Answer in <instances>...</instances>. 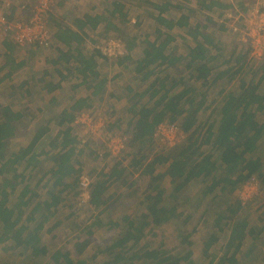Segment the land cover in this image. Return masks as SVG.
Masks as SVG:
<instances>
[{"label":"trees","instance_id":"obj_1","mask_svg":"<svg viewBox=\"0 0 264 264\" xmlns=\"http://www.w3.org/2000/svg\"><path fill=\"white\" fill-rule=\"evenodd\" d=\"M212 5L218 8L220 15L227 9L245 15L249 9L244 0H235L234 5L214 1ZM149 6L153 19L165 29H157L153 39L146 34L142 41H137V37L126 34L119 26L106 24L103 15L79 20L75 26L79 31L70 27L57 28L54 33L50 31L54 39L65 46V49L57 50L67 74L62 78L67 80L79 76L82 87L89 93L76 100L70 97L56 114L55 123L60 127L66 124V127L48 141V151H35L46 133V128L40 127L28 146L10 152L8 139L14 135L15 122L20 115L12 114L8 106H0V245H4V250L20 248L29 252L28 257L39 259L49 253L41 235L44 231L49 232L45 228L56 214L62 192L76 183L74 180L71 184L65 183V179L79 176L81 172L78 157L83 150L79 149L73 125L78 117L88 113L94 99L105 94L107 80L101 73L103 63L132 67L140 85L145 83V87L137 91L131 86L126 89L129 94L127 112L131 117L128 125L132 126L131 130H127V134H130L128 142H134V146L142 152L134 163L136 166L142 165V174L148 176L142 203L147 213L138 219L137 224L125 219L128 226L126 233L109 245L114 257L112 262L98 263L79 257L90 245L94 230L100 226L95 216L90 224L83 226L84 223H74L76 230L80 229L79 234H82L75 243L74 256L69 251L55 250L44 264H135L138 261L144 264H181L184 259L166 250L163 244L150 249V243L140 246V241L147 232L154 231L151 226L162 227L178 222L182 220L187 207L196 211L204 199L210 197L209 201H213L219 196L217 194H225L231 203L218 213L215 224L219 227L221 221L225 220L227 224L232 221V225L228 241L213 264H241L238 254L242 241L250 236L259 239L264 233V213L259 219L260 227L251 228L248 221L236 215L244 207L238 198L240 187L252 178L264 185V172L260 167V152L264 144V56L260 60L254 59L248 42L242 47H233L227 54L224 44L203 33L202 29L206 26L190 25L185 15L176 20L165 17L170 6L166 2L160 5L151 2ZM235 7L237 10L233 9ZM261 11L264 9L261 8ZM121 13L126 22L127 14ZM136 21L140 22L139 19ZM101 22L106 24V33L113 32V37H106L102 44L115 39L125 48L123 56L107 58L100 48L92 49L88 55L81 51L80 47L86 42L81 37L85 34V27L96 29ZM175 27L186 29L181 38L187 43L185 54H175L170 46L175 40L170 31ZM47 47L30 46L29 54L34 55L38 49ZM131 50L138 54L136 59L129 55ZM179 65H183L187 74L173 81L169 76L170 71ZM222 80L232 86L224 91L222 100L214 110L218 119L215 122L208 117L200 127L198 119L206 108V91ZM207 84L206 91L202 92L201 89ZM161 123H177L184 139L163 153L154 155L151 147L154 132ZM113 127L106 126L102 132L112 134ZM44 156L48 157L52 167L32 184L31 173ZM23 162L26 167L18 172ZM119 164L112 165L106 174L90 184L87 206L98 214L108 202L104 179L112 182L120 179L124 169H120ZM160 165H166V170L156 172L155 168ZM166 177L169 178L170 188L164 189L161 184ZM78 182L79 178L77 185ZM39 187L46 189L45 193L48 194L42 201L37 199ZM190 218L186 214L183 223ZM216 240L215 236H211L210 244ZM144 249L149 251L142 253Z\"/></svg>","mask_w":264,"mask_h":264},{"label":"rangeland","instance_id":"obj_2","mask_svg":"<svg viewBox=\"0 0 264 264\" xmlns=\"http://www.w3.org/2000/svg\"><path fill=\"white\" fill-rule=\"evenodd\" d=\"M170 1V8L164 14L165 17L176 20L181 15H185L188 17V23L190 25L195 26L197 24L200 26H206L202 29L203 33L209 35L211 39L220 41L224 44L227 47V54L233 47L239 48L242 47L244 43H249L248 36L246 34L242 36V18H239L240 13L236 11L232 12L231 9H227L224 11L223 15H220L218 8L215 5H212V2L209 3V0H198L197 4L192 3V0H187V2L184 0ZM215 1L224 4L230 3L231 5H234L235 2V0ZM244 1L249 6L247 12L249 10L251 11L256 4H258V7L264 9V0ZM129 5L132 6L133 9L132 11L129 10V13H127V17H129L126 20L125 25H123V30L130 32L129 35L136 36L138 41H140L145 33H148L151 36L153 35L154 37L157 29L165 31L163 27L158 26L154 19L148 18L147 12L150 9L146 8L148 5L143 0H133ZM201 5L202 8H200ZM233 9H236V7ZM58 12H62L61 9H59ZM78 15L79 14H75L73 16L72 14L69 18L59 16V19H62L61 23L72 24L73 21L77 19ZM137 19L140 20L139 23L136 21ZM100 27L101 31L98 30L100 34H98L99 32L97 31H93L89 32L88 39L85 36L87 41L82 44L81 51L86 55H88L92 49L102 47V41L106 37H113L112 31L106 33V30H103V32H105L103 33V26ZM50 28H53V26ZM185 30L186 29L175 27L170 31V34L175 38V40L170 43V46L173 47L174 53L177 55L185 54L187 52V43L181 39L185 34ZM52 37L53 35L51 34V40ZM91 38H93V42H91ZM53 45L54 42L52 41L46 49H38V51L31 56L32 59L41 61L44 57L46 58L47 55L50 56V51L55 49L52 47ZM20 50L22 51L21 55L23 57L24 49ZM103 64L101 73L107 80L105 94L101 95L99 99H94L92 101V107L89 108L88 113L85 114L94 119H105L107 121V127H109V125L112 127L114 126V132L112 134H110L111 132H101L98 136H95L87 126V119H83L86 123L81 122V119L77 120L73 126L74 133L79 141V149L83 150V153L78 157L81 172L79 176L76 175L75 177L72 176L65 179V183L71 184L73 180L76 181V183H74V185H69L66 190L62 192L60 195L62 201L57 207L56 214L49 220V223L45 228L49 229V232H42V243L46 245L49 253L42 259L32 258L30 256L28 257L29 252H26L23 249L18 248L14 251H6L3 248L4 245H0V264H44L45 261L49 260L51 253L55 250L69 251L74 256L76 253L75 243L78 240V237L82 235L79 234L80 229L76 230L74 223H84V226L90 224L95 219V216L98 218L100 226L94 230L93 235L90 238V245L82 255H79V257L98 263H103L108 260L112 262L114 257L109 249V245L126 233L125 229L128 228V226L125 219H129L134 222V224H137L139 221L138 219L147 213V210L142 203L146 194L145 186L148 176L142 174V165L136 166L134 163L135 159L141 157L142 152L138 147L134 146V142H128L130 134H127V130H131L132 126L128 125L131 117L130 114L127 113L129 107L127 97L129 94L126 89V87L131 86L137 91L141 88L143 89L145 83L140 85L139 77L135 76L134 72L131 70L132 67L123 68L116 65H108L107 63ZM38 65H40V62ZM35 66L36 63L32 65V67ZM182 66L183 65H179L174 69H171L172 71H170L169 75L170 79L177 81L179 78L186 76L187 72ZM221 69H223V67ZM78 79L81 78L79 77ZM192 83L193 81H191V84ZM198 84L200 85L201 82H198ZM198 84L196 83L197 86ZM207 86L208 84L206 87L202 88L201 91H206ZM231 86L226 80H222L208 87L206 91V108L198 119V125L200 127L203 121L208 117L216 122L218 117L217 113H214V110L222 100L225 93L224 91L228 90ZM0 89V106L8 107L10 104L7 103V100L11 99L10 97L14 98L15 93H21L25 98L22 100H29V97L31 98L35 96L34 93L36 91L34 88L32 91L31 87H24L18 90L12 89L9 91L3 86ZM262 90H264V88ZM88 93L89 90L82 88L79 90L76 97H84ZM4 94H6V97H3ZM35 98H37V100H35L37 102L41 99L40 95ZM143 99H145V97L142 98L141 101H143ZM17 108H19V105L15 106L14 104H11L10 106L12 111ZM28 108V112L23 110L24 114L31 115L32 113H36V106L32 105L28 106ZM50 112L51 115L54 116L55 110L52 109ZM113 134L126 138V146L121 153L122 157L120 160L112 158L108 154V150H106L105 140ZM48 143V137L44 138L37 145L36 150L48 151ZM151 147H153L152 152L154 155H157L166 149H170L160 145L155 139L154 144ZM14 148L15 146L11 149L14 150ZM262 148L263 149L260 152V155H262L260 167L264 172V144ZM40 162L41 164H39V166H37V168L31 173L32 177L30 183L32 184L38 181L40 176L52 167V163L48 160L47 156L41 157ZM119 162V168L124 169L122 177L115 180V182H112L110 179H104L107 186L106 197L108 198V202L98 214L97 211H92L90 207L87 206V203L83 202L82 197L80 196V186L79 184L77 185L78 178L85 175L89 177L91 183H93L100 175L106 174L112 165L115 163L118 164ZM155 169L156 172H163L166 170V165L157 166ZM26 174H28V171ZM255 182L257 183L255 186L257 192L250 187L244 194L245 199H247L246 201L243 202L241 199L243 192H241L238 197L240 204L244 207L242 209L240 208L236 215H238L237 217L240 216L242 219L244 218L248 221L249 228L260 227L261 223L259 219L264 213V185L261 186L262 183L260 184L256 179ZM161 187L164 189L165 187L170 188L168 177L163 180ZM45 191L46 189L41 187L38 188L36 192L38 200L42 201L48 197V194H46ZM254 191L255 195L248 199ZM217 195L219 196L213 201H209L210 197L204 199L196 211H191L187 207V210L184 212L185 215H183L182 220L178 222H171L162 227L151 226L154 228V231L150 233L147 232V235L140 241L139 245L141 246L144 243H150L151 249L156 247L159 243L163 244V247L166 250L184 259L181 264H213V262L220 257L221 251L228 241L230 225H232V221L227 224L225 220H223L221 221V227L216 226V216L219 212L224 211L226 206L231 203L225 194ZM186 214L190 215L191 218L183 223ZM60 222L61 224H59ZM54 226H56V228L52 229ZM211 236H215L217 239L212 244H210ZM147 251H149V249H144L142 253ZM238 258L241 264H261L264 261V233L260 235L259 239H253L251 236L246 237V239L242 241V247L238 254ZM135 264H144V262L138 261Z\"/></svg>","mask_w":264,"mask_h":264},{"label":"crops","instance_id":"obj_3","mask_svg":"<svg viewBox=\"0 0 264 264\" xmlns=\"http://www.w3.org/2000/svg\"><path fill=\"white\" fill-rule=\"evenodd\" d=\"M54 7L52 12L48 15V26L49 30L54 33L57 28H65L70 27L75 31H79L76 29V23L79 20H83L86 17H99L101 15L106 17V24L111 23L116 26H119L120 29H124L125 20L122 16L121 11L123 13H129V10L132 11L133 7L129 5L130 2L133 0H54ZM142 1V0H136ZM147 3V9H150L149 3L153 2L156 4L161 3H168L171 4L170 0H143ZM187 2V0H184ZM215 0H209L210 2H214ZM192 3H198V0H192ZM119 5V6H116ZM183 6V5H182ZM32 8V1L31 0H22L19 7L13 8L15 17H19L22 19H26ZM170 8V6H169ZM59 9L63 12H58ZM118 9V10H117ZM120 10V12H119ZM147 12V16L150 19H153L152 12ZM79 14L77 19L73 21L72 24H64L61 23L62 19H59V16L65 18H69L70 15ZM14 15L10 19H13ZM129 17V16H128ZM127 17V19H128ZM126 19V20H127ZM141 19V18H140ZM106 24L101 22L96 29H90L89 27H85L86 31L85 34H82L81 37L87 41L89 34L86 35V32H93V31H101V27L103 26V30H106ZM68 25V26H67ZM53 26V28H50ZM99 30V31H98ZM126 31V30H125ZM51 33V34H52ZM104 33V32H103ZM130 32L126 31V34ZM100 34V32L98 33ZM148 33H145V35ZM131 35V34H130ZM87 37V39L85 38ZM132 37H136L131 35ZM144 39V35L140 41ZM153 39V35L151 36ZM138 41V39L136 38ZM52 41L54 42L55 49L51 50V55H47V57L43 58L41 61H37L36 59L33 60L29 54V47L23 50L24 56L22 57V51L19 48H16L9 39L5 38L4 36H0V88L5 86L9 91L12 89L18 90L22 88L31 87L32 91L33 88L36 89L35 96L29 97V100H22L25 99L21 93H15L14 98L10 97L11 99L7 100L9 103V107L11 104L15 106L19 105V108L11 111L12 114L20 115L15 122V133L14 135L8 139L9 150L10 152H16L18 149L26 147L32 141V137L36 134L40 127L46 128L45 135L41 138L48 137V141L61 129L66 127V124H63L61 127L55 123V116L56 114L63 109L64 105L66 104L67 100L72 97L74 100L81 98L76 97L79 90H81L82 84L81 79L79 77H74L72 80L67 79L64 80L62 77L67 76L64 64L59 60V54L57 52L58 49H65V46L60 44L54 36L52 37ZM91 42H93V38H91ZM75 44H73V47ZM123 53L124 47L121 44ZM81 49V47H80ZM98 49V48H97ZM129 55L132 56L134 59L137 58L138 54L135 53V50H131ZM53 56V57H52ZM58 61V63L56 62ZM60 61V62H59ZM40 62V65L38 63ZM36 63L35 67H32L33 64ZM39 72V73H38ZM59 73V74H58ZM62 73V75H60ZM7 82V83H6ZM1 90V89H0ZM7 93V92H6ZM10 95V94H9ZM8 95V96H9ZM38 95H40V101L37 102ZM3 97H6L4 94ZM17 99V100H12ZM19 99V100H18ZM27 99V98H26ZM34 99V101H33ZM15 101V102H14ZM72 102H74L72 100ZM28 103V104H27ZM36 106V113H32L31 115H26L23 113V110L28 112V106ZM23 108V109H22ZM28 108V109H26ZM41 111H40V109ZM55 110L54 116L51 115V110ZM128 113V112H127ZM23 115V116H22ZM14 150L11 148L14 147ZM37 152V150L35 149ZM41 159V158H40ZM41 164V162H40ZM26 163H22L19 166L18 172H21L25 169ZM22 168V169H21ZM28 170V169H27ZM35 183V182H34Z\"/></svg>","mask_w":264,"mask_h":264},{"label":"built area","instance_id":"obj_4","mask_svg":"<svg viewBox=\"0 0 264 264\" xmlns=\"http://www.w3.org/2000/svg\"><path fill=\"white\" fill-rule=\"evenodd\" d=\"M22 0H0V36L8 38L9 41L19 49H26L34 45L49 46L51 42V32L48 26V15L54 7V0H31L32 8L26 19L15 17L13 8L19 7ZM13 19H10V16ZM242 14L240 13V16ZM239 16V18H241ZM247 35L250 39L251 55L254 59L260 60L264 56V11L256 4L253 9L242 15V36ZM104 56L111 59H116L123 53L121 44L115 39H110L100 47ZM81 119V122L86 123L83 119L88 120L87 126L91 133L98 136L106 127V120L103 118L94 119L89 115L83 114L76 119ZM184 135L181 132L180 126L177 123H161L154 132V139L160 145L166 148H172L183 140ZM106 150L108 154L115 159L120 160L121 153L126 146V138L119 137L115 134L109 136L105 140ZM91 181L89 177L82 175L79 178V186L81 189L80 196L83 202L87 203L89 199ZM257 183L255 178L244 183L239 194L242 193V201H246L245 193L250 187L256 192ZM255 191L249 198L255 195ZM242 202V203H243Z\"/></svg>","mask_w":264,"mask_h":264}]
</instances>
